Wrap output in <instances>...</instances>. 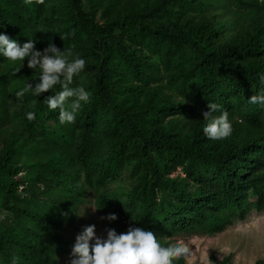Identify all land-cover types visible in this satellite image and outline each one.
I'll return each instance as SVG.
<instances>
[{
    "label": "trees",
    "instance_id": "16d2710c",
    "mask_svg": "<svg viewBox=\"0 0 264 264\" xmlns=\"http://www.w3.org/2000/svg\"><path fill=\"white\" fill-rule=\"evenodd\" d=\"M102 1L88 0L86 10L85 0H0V32L18 44L32 38L35 48L49 41L58 49L74 48L85 68L70 86L90 92L75 121L64 125L58 110L42 102L59 85L36 97L31 90L23 95L26 106L18 113L27 137H40L27 151L37 159L34 178L43 189L62 188L53 202L19 195L15 157L27 139L5 144L0 209L8 213L0 220V264H11L13 257L16 264H58L53 252L62 239V207L79 201L85 186L97 194L103 214H116L109 221L116 231L129 226L156 235L221 231L251 209H264V108L247 102L264 88L257 75L264 73V13L229 32L232 27L219 20L221 11L204 15L216 0H144L100 22L95 13ZM220 1L217 9L244 16L258 4ZM37 74L23 76L35 83ZM164 88L185 102L172 100ZM5 97L0 93L1 116ZM208 101L228 112L230 136H203ZM28 111L34 120L26 119ZM48 122L52 129L45 128ZM124 170L134 179L131 188L105 189ZM221 264H229V256Z\"/></svg>",
    "mask_w": 264,
    "mask_h": 264
},
{
    "label": "rangeland",
    "instance_id": "374dc122",
    "mask_svg": "<svg viewBox=\"0 0 264 264\" xmlns=\"http://www.w3.org/2000/svg\"><path fill=\"white\" fill-rule=\"evenodd\" d=\"M103 0L96 10L95 19L97 21H104L107 18L113 17L115 14L123 11L125 7L143 3L144 0H113L117 2H108ZM215 1V0H208ZM258 4L249 10L246 15H241L238 10L230 8L225 12L223 9H217L219 5H223V1L216 0L214 7L210 8V12L204 14L211 17L214 13L221 11L219 20L223 25L228 24L229 32L239 25V23L247 22L248 19L257 15V13H264V0H256ZM84 7L89 9V2L85 0ZM55 17V16H54ZM249 21V20H248ZM42 50L43 48H36ZM73 53L76 51L71 48ZM17 64L19 62H16ZM10 63L4 59L0 60V93L6 96L4 105L6 106L3 116L0 114V151L3 150L5 144L11 139H27L23 149L15 157V165L20 166V171L17 177L20 179V184L17 187V193L24 197H30L32 194H37L35 201L53 202L59 198L61 185L53 184L48 188L43 189V184L35 180L34 175L37 167L34 162L37 160L29 151L30 147H35L40 139L39 134H35L34 140L27 137V131L24 127V120L19 115L18 109L21 106H26L22 98H16L15 92L20 89L23 82L34 85V80L23 76L26 71H36L39 69H29L26 66V58L22 62V66L15 73V76L9 74ZM164 92L171 96L172 100H180L173 90L164 88ZM28 103L27 106H29ZM54 123L48 122L45 124L46 129H52ZM123 171V177L118 181H111L104 185L108 191H117L122 193L131 188L134 182L130 176ZM97 194L85 186L81 190V198L75 202L74 205L62 207L64 217L59 223V234L62 237L58 243V249L54 250L53 257L58 264H69L71 247L74 244L75 236L82 230L83 227L89 224L94 225V233L97 236H104L106 229H113L109 221L101 219L105 216L97 206ZM90 206V207H84ZM84 207V214L79 216ZM91 207L96 208L93 210ZM5 210L0 209V220H4L7 216ZM116 231V230H115ZM126 231V230H125ZM125 231H116L117 234ZM157 239L163 245H168L175 240H184L189 244L191 255L182 258L181 264H221L225 257L229 256V264H256L259 259H264V209H251L244 219H235L231 224L227 225L221 231H192L181 232L177 234H158Z\"/></svg>",
    "mask_w": 264,
    "mask_h": 264
},
{
    "label": "clouds",
    "instance_id": "9594fccd",
    "mask_svg": "<svg viewBox=\"0 0 264 264\" xmlns=\"http://www.w3.org/2000/svg\"><path fill=\"white\" fill-rule=\"evenodd\" d=\"M32 4L33 0H24ZM43 4L44 0H35ZM63 41L64 36H60ZM35 41L30 38L18 44L14 38H9L0 32V58L10 63L9 74L15 73L26 58L29 69H39L34 85L27 82L15 92L16 98H22L25 92L31 90L34 97L59 85L60 91L43 99L48 110H58L57 117L61 125L72 124L82 104L89 101L90 92L83 86L71 87L73 77L85 68V58L73 53L71 48L58 49L51 41L42 50L34 47ZM16 62H19L18 64ZM261 85H264V73H258ZM185 98L177 100L184 103ZM247 102L264 108V88L251 95ZM27 120L35 119V113H25ZM203 136L210 140H220L231 135L232 123L228 112L221 105L208 101L206 109L202 110ZM90 207V206H84ZM82 211L77 214L82 216ZM93 210L96 208L91 207ZM101 219L114 221L115 213H108ZM94 225L89 224L75 236L71 247L69 264H176V261L191 255L189 244L184 240H175L163 245L151 230L129 226L125 232L117 234L114 229H106L104 236L94 233ZM11 264H16L13 257Z\"/></svg>",
    "mask_w": 264,
    "mask_h": 264
}]
</instances>
